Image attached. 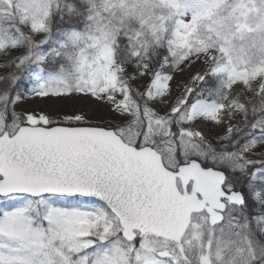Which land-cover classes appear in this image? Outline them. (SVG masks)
<instances>
[{
    "label": "snow or ice",
    "instance_id": "snow-or-ice-1",
    "mask_svg": "<svg viewBox=\"0 0 264 264\" xmlns=\"http://www.w3.org/2000/svg\"><path fill=\"white\" fill-rule=\"evenodd\" d=\"M0 264H264V0H0Z\"/></svg>",
    "mask_w": 264,
    "mask_h": 264
},
{
    "label": "rangeland",
    "instance_id": "rangeland-1",
    "mask_svg": "<svg viewBox=\"0 0 264 264\" xmlns=\"http://www.w3.org/2000/svg\"><path fill=\"white\" fill-rule=\"evenodd\" d=\"M25 107L28 108L29 110L43 108L46 111H50L54 107H57V106L56 105H52V104L29 103V104H26Z\"/></svg>",
    "mask_w": 264,
    "mask_h": 264
}]
</instances>
